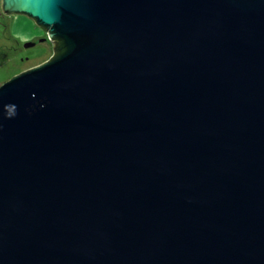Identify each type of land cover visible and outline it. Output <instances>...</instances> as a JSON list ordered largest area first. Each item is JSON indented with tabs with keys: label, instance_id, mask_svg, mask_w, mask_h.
<instances>
[{
	"label": "water",
	"instance_id": "obj_1",
	"mask_svg": "<svg viewBox=\"0 0 264 264\" xmlns=\"http://www.w3.org/2000/svg\"><path fill=\"white\" fill-rule=\"evenodd\" d=\"M2 7L66 50L0 85V264H264V0Z\"/></svg>",
	"mask_w": 264,
	"mask_h": 264
},
{
	"label": "rangeland",
	"instance_id": "obj_2",
	"mask_svg": "<svg viewBox=\"0 0 264 264\" xmlns=\"http://www.w3.org/2000/svg\"><path fill=\"white\" fill-rule=\"evenodd\" d=\"M45 35L28 15L5 13L0 0V85L53 57L55 41H43Z\"/></svg>",
	"mask_w": 264,
	"mask_h": 264
},
{
	"label": "flooded vegetation",
	"instance_id": "obj_3",
	"mask_svg": "<svg viewBox=\"0 0 264 264\" xmlns=\"http://www.w3.org/2000/svg\"><path fill=\"white\" fill-rule=\"evenodd\" d=\"M37 25L39 26V29L42 30L43 32H45V34H46L45 37H43L42 40L43 41H47L48 37H49V32H48L49 30L45 26H41L39 24H37ZM52 40L56 42V48L57 49H56V53L55 54L60 53V51H61V47L60 46L62 45V44H60V41H59L60 39L56 37V38H53Z\"/></svg>",
	"mask_w": 264,
	"mask_h": 264
},
{
	"label": "trees",
	"instance_id": "obj_4",
	"mask_svg": "<svg viewBox=\"0 0 264 264\" xmlns=\"http://www.w3.org/2000/svg\"><path fill=\"white\" fill-rule=\"evenodd\" d=\"M29 17H30V16H29ZM59 41H60V44H62V45L60 46V47H61V51H60V52L63 53V52H65V50H66V49H65V43H64V41L61 40V39H60Z\"/></svg>",
	"mask_w": 264,
	"mask_h": 264
},
{
	"label": "crops",
	"instance_id": "obj_5",
	"mask_svg": "<svg viewBox=\"0 0 264 264\" xmlns=\"http://www.w3.org/2000/svg\"><path fill=\"white\" fill-rule=\"evenodd\" d=\"M35 21V20H34ZM36 22V21H35ZM37 24V23H36Z\"/></svg>",
	"mask_w": 264,
	"mask_h": 264
}]
</instances>
